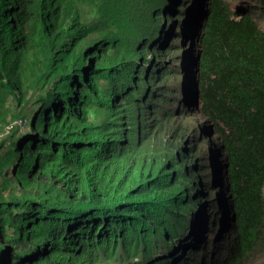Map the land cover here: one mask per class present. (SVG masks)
<instances>
[{
  "label": "trees",
  "instance_id": "obj_1",
  "mask_svg": "<svg viewBox=\"0 0 264 264\" xmlns=\"http://www.w3.org/2000/svg\"><path fill=\"white\" fill-rule=\"evenodd\" d=\"M183 39L187 67L200 53L190 89L208 122L190 129L176 91L148 86L139 60L147 46L182 53ZM159 64L162 81L183 79ZM205 126L207 157L194 150ZM263 185L264 31L252 13L226 0H0V264H204L219 251L241 264L264 242ZM198 211L204 234L219 229L214 251L208 235L188 242Z\"/></svg>",
  "mask_w": 264,
  "mask_h": 264
},
{
  "label": "rangeland",
  "instance_id": "obj_2",
  "mask_svg": "<svg viewBox=\"0 0 264 264\" xmlns=\"http://www.w3.org/2000/svg\"><path fill=\"white\" fill-rule=\"evenodd\" d=\"M191 1H195V0H191ZM226 2L229 4L230 8H232L234 11H239V9H241V11H247L253 14L255 21L258 23L259 28H261L264 31V6L260 5L259 2H264V0H226ZM254 8V9H253ZM250 10V11H249ZM174 17L172 16H168L166 17V19L164 20L163 24L167 29L171 23V20ZM160 24L162 23V17L160 18ZM188 24V19L186 18H182L180 25L182 27L187 26ZM160 25L158 27V30H156L152 36H149L148 41L153 40V39H159L161 38V36L158 35V32L161 28ZM168 39H174L169 37ZM154 41L153 40L150 44V46H154ZM162 41V40H161ZM164 41V40H163ZM166 42V39H165ZM186 43V44H184ZM178 44H180L179 41L175 42L174 46H177ZM182 44L185 45V49L182 51V53H177L176 50L174 49H170L167 48L165 46V44L163 46H158L157 49V54H160L159 56L151 54L150 51H148L146 48H151V47H145L144 48V55L141 56L139 58V60H144V65L146 66L147 70H146V81H147V85L149 86L151 84V82H153V86H155V88H170L172 87L176 92H171V94H169L170 96H175L176 99L179 101L178 106H177V110L178 112H180L181 114H183V116L180 119V122L182 124H184L187 128H194V127H199L202 124H207V120L205 119V117L203 115H201L199 113L198 107H197V103H198V93L197 91V84L195 83V87L190 89V85H191V81L194 79L195 77V81L197 80V62H198V57H199V52L196 55V61H195V67L192 66V62L187 59L188 62V66L187 67V63H186V58H192L195 55V51H191L189 50L190 54L189 56H185V52L186 50L189 49L190 46V42L186 39L182 40ZM123 43H121V47H122ZM121 47H118V54H122V50L120 49ZM140 47V45H137L135 48L136 50H138V48ZM128 49H132V46L128 47ZM139 52V51H136ZM177 54V58L175 59L174 54ZM108 54V52H107ZM113 54V51H112ZM112 56V55H111ZM154 62H149L147 63V61H152L154 60ZM137 60V62L139 61ZM155 62L157 63V65H155ZM171 63L174 64L175 68H180V71L183 73V79L182 77H180V73L177 72L176 70H171L172 74L169 75L167 81H162L161 80V76L162 73L158 71L157 68H160V64L159 63ZM85 72L87 71V68H85L84 70ZM195 75V76H194ZM198 82V81H197ZM190 89V90H189ZM147 91L149 93H155V91L158 90H149V88H147ZM30 95H32V91L30 92ZM30 95H29V100L30 99ZM26 98L27 95L25 93V85L23 84L21 91H20V108L21 111L23 112L24 107L26 106ZM210 128H212L211 126H209ZM206 128V126L204 127ZM170 135V131L169 132H163L162 134H157L155 135V139L149 141H146V145L148 146V148L151 150L154 147H162L161 145V140L162 138L166 139L168 136ZM138 136H139V140L142 141L143 139H145L147 137V132L146 130H140V132H138ZM210 137H211V133L208 131V128H206L205 130L199 132V136H198V140L196 143L199 142L198 146L195 147V143L192 142L191 146L195 147L194 150L198 151L199 150V154H201L204 157H207L206 155V149L205 147L208 146V143L211 142L210 141ZM216 134L213 133L212 134V138L215 139ZM203 140V141H201ZM178 141V140H177ZM179 141H182V139H179ZM221 143H217L218 146H220ZM151 146V147H149ZM215 160V157H212ZM191 161V160H190ZM213 161V160H212ZM200 162V160H194L195 165L199 168L200 166H208L209 161L207 160L206 164H202V165H198ZM204 162H206L204 160ZM216 166L214 168V171L212 172V179L214 181V184L217 185V189L218 191H220L219 197L218 199L221 198H225V194L219 190V186L221 183V169H220V161L219 160H215ZM215 165V164H214ZM203 174H206V170L202 171ZM202 179V178H201ZM205 179V177L203 178ZM216 190L213 191L216 192ZM263 195H264V188H263ZM215 196H213L214 198ZM218 199H216V201H218ZM204 211H198L194 214L193 218L188 220V233L187 236H190V233L192 234V239L188 240V242H190L193 245H196L197 242L198 244L201 243L200 241V236L202 235H208V236H213L214 234L211 235V231L207 232L206 234L203 233L204 229L207 228L208 223L204 220L205 219V214L203 213ZM217 230H215V237H216V233ZM200 237V238H199ZM214 237V238H215ZM198 238V239H195ZM214 241V240H213ZM219 245V242H215L212 245L211 251H214L217 246ZM174 250H171V257H173ZM162 255V253L160 254ZM179 260V258H178ZM203 260V257H202ZM178 262V261H176ZM264 262V244L261 248L256 249L245 261L244 264H263Z\"/></svg>",
  "mask_w": 264,
  "mask_h": 264
},
{
  "label": "clouds",
  "instance_id": "obj_3",
  "mask_svg": "<svg viewBox=\"0 0 264 264\" xmlns=\"http://www.w3.org/2000/svg\"><path fill=\"white\" fill-rule=\"evenodd\" d=\"M181 11H182V18H186V19H188L189 20V11H187L188 12V15H187V17H186V14L185 15H183L184 14V9H181ZM164 18V17H163ZM166 18H164V19H162V24H163V22H164V20H165ZM163 29H165V27H164V25H162L161 26V28H160V31L158 32V35L159 36H163V34L161 33V31L163 30ZM158 39V38H157ZM160 39V38H159ZM263 188H264V185H263V187H262V194H263ZM264 196V195H263ZM263 199H264V197H263ZM227 219H229V216L227 217ZM218 234H219V229L217 230V233H216V237H215V234H214V237L213 236H211V238L212 239H215L214 241L215 242H219V239H216L217 238V236H218ZM225 240H227V238L225 237L224 239H222V241H225ZM263 244H264V242H263ZM263 246V245H262ZM261 248V247H260ZM258 249V248H257ZM227 256V254L225 253V252H223V253H221V251H219V252H217V253H215V254H210L209 256H207L206 258V261H205V263L204 264H222L221 262H218L219 260H220V258H225ZM248 258V257H247ZM246 258V259H247ZM246 259L241 263V264H244L245 263V261H246ZM263 264H264V262H263Z\"/></svg>",
  "mask_w": 264,
  "mask_h": 264
},
{
  "label": "bare ground",
  "instance_id": "obj_4",
  "mask_svg": "<svg viewBox=\"0 0 264 264\" xmlns=\"http://www.w3.org/2000/svg\"><path fill=\"white\" fill-rule=\"evenodd\" d=\"M189 10L193 12V9H192V8H190ZM190 17H191V16H190ZM190 17H189V20H188V24H187V25H190V24H191ZM213 184H214V182H213Z\"/></svg>",
  "mask_w": 264,
  "mask_h": 264
}]
</instances>
